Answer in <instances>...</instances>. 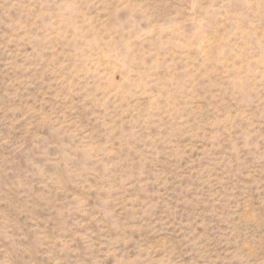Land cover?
Instances as JSON below:
<instances>
[{
  "label": "rangeland",
  "instance_id": "374dc122",
  "mask_svg": "<svg viewBox=\"0 0 264 264\" xmlns=\"http://www.w3.org/2000/svg\"><path fill=\"white\" fill-rule=\"evenodd\" d=\"M0 264H264V0H0Z\"/></svg>",
  "mask_w": 264,
  "mask_h": 264
}]
</instances>
